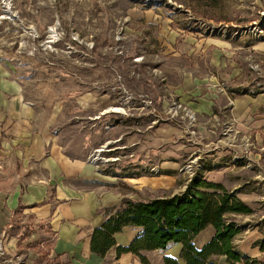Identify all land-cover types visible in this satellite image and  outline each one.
Returning <instances> with one entry per match:
<instances>
[{
  "label": "rangeland",
  "instance_id": "374dc122",
  "mask_svg": "<svg viewBox=\"0 0 264 264\" xmlns=\"http://www.w3.org/2000/svg\"><path fill=\"white\" fill-rule=\"evenodd\" d=\"M0 61L33 106L46 109L63 152L84 155L111 178L98 211L87 202L77 207L78 197L61 207L62 214L73 220L83 213L88 220L79 224L102 222L122 197L178 193L192 178L185 167L194 161L195 176L241 188L233 191L252 214L228 215L240 229L233 245L252 244L264 259L252 242L264 236V180L255 179L248 162L237 179L209 159L226 132L229 101L222 83L240 93L264 90V0H0ZM243 142L250 146V135ZM0 186L10 192L0 194V209L9 210L0 240L4 247L15 237L13 254L19 253L10 260L1 255L0 264H70L49 254L54 232L48 223L36 222L29 206L10 209L16 179L0 173ZM133 230L126 228L119 240L132 238ZM213 234L205 229L197 246ZM180 248L169 244L142 252L146 263L133 254L122 263L165 264L164 257L177 258ZM112 256L104 264H119ZM211 259L228 264L220 255Z\"/></svg>",
  "mask_w": 264,
  "mask_h": 264
},
{
  "label": "crops",
  "instance_id": "0c3cea01",
  "mask_svg": "<svg viewBox=\"0 0 264 264\" xmlns=\"http://www.w3.org/2000/svg\"><path fill=\"white\" fill-rule=\"evenodd\" d=\"M8 75L7 69L0 61V173L1 179L11 177L17 181V186L11 188L15 197L9 204L10 209L12 210L19 203L29 206L36 222L48 223L49 228L54 232L49 254H53L60 263L65 261L70 264H104L107 257L112 254L113 259L115 261L117 259V263L123 264L122 260L131 256V253H124L118 258L114 248L104 258L91 253L90 233L95 225L101 223L98 218L93 221L95 219L92 214L89 220L92 218L93 222L84 221L79 224V219L88 220L83 213L73 220L61 213V207L65 203L78 197L81 202L75 204L77 207H82L87 202L89 208L93 207L98 211L103 204L101 203L105 190L103 184L108 183L110 177L102 175L101 170L98 169L99 165H93V162L84 155L70 157L68 153L63 152L61 145L56 141L57 135L51 127V118L49 115L45 116L46 109L33 106V103L25 97L21 84L10 79ZM257 85L261 86L259 83ZM221 91L229 101V105L227 100L225 101L229 111L225 110L226 113L223 114L225 119L222 123L226 132L221 134L222 146L219 148L212 146L209 149L211 152L209 159L211 162L215 161L210 165L223 166L227 175L233 174L234 178L241 179L242 177H238L243 170L241 164L248 162L246 168L255 172H252L255 174L253 175L255 179L264 180V90L255 92L248 89L246 94L235 92L231 86L222 83ZM214 95L216 94L211 93L209 96L211 116H214L212 109H216L212 100ZM109 108L103 113L108 112ZM244 134L250 135V146L243 142ZM210 142L213 143L211 140ZM235 154L237 158L233 159ZM214 157H219L220 160L217 161ZM93 181L97 183L88 186ZM261 184L263 182L254 183L258 188ZM228 190L239 192L241 188L233 187ZM6 193H10L9 187L0 186V194ZM107 206L105 205L104 208ZM8 211L7 208L6 212L0 209V237L4 233L2 224L8 217ZM105 217L106 213L100 219L104 220ZM258 225L259 223H256V227ZM120 235L122 234L115 235L117 243L128 244L131 236L127 235L125 240H119ZM237 236L238 234L234 238L235 242L238 241ZM261 237L262 235H259L252 242L258 241ZM245 239L240 240V243ZM15 241H17L15 237H12L7 242L8 246L6 244V247H3L4 255L8 260L12 258L9 255L19 256V253L13 254ZM247 246L249 245H238L237 249L251 257H257L252 252L254 245H250L252 249ZM258 253L264 255V252L259 250ZM7 262L9 261H5ZM10 262L14 263L12 260Z\"/></svg>",
  "mask_w": 264,
  "mask_h": 264
},
{
  "label": "trees",
  "instance_id": "16d2710c",
  "mask_svg": "<svg viewBox=\"0 0 264 264\" xmlns=\"http://www.w3.org/2000/svg\"><path fill=\"white\" fill-rule=\"evenodd\" d=\"M105 213L89 241L91 253L100 258L114 248L116 257L131 253L146 263L142 252L177 243L178 257L165 256V264H218L211 259L214 255L223 256L228 264H264V259L234 247L240 229L228 215L251 214L252 208L220 182L194 176L178 193L147 200L122 197ZM129 227L134 229L133 237L126 245L118 244L115 235ZM208 227L214 234L197 246L196 238ZM257 242L259 252H264V236Z\"/></svg>",
  "mask_w": 264,
  "mask_h": 264
},
{
  "label": "built area",
  "instance_id": "2783aa9c",
  "mask_svg": "<svg viewBox=\"0 0 264 264\" xmlns=\"http://www.w3.org/2000/svg\"><path fill=\"white\" fill-rule=\"evenodd\" d=\"M226 131V130H225ZM237 158V154L233 155V159H236ZM193 162L191 164H188L186 167H185V171L189 172L190 176L193 177L195 176V167L193 166ZM1 255H4V249H3V245H2V242L0 240V256ZM7 264H11V262H7Z\"/></svg>",
  "mask_w": 264,
  "mask_h": 264
},
{
  "label": "bare ground",
  "instance_id": "6f19581e",
  "mask_svg": "<svg viewBox=\"0 0 264 264\" xmlns=\"http://www.w3.org/2000/svg\"><path fill=\"white\" fill-rule=\"evenodd\" d=\"M5 8H6V10H10L9 9V6H8V3H6V1H5ZM13 16H14V14H13ZM50 31V34H51V36L50 37H52L53 35H54V30L53 29H50L49 30ZM111 110H114V111H120V109H118V108H112ZM100 151V150H99ZM102 151V150H101Z\"/></svg>",
  "mask_w": 264,
  "mask_h": 264
}]
</instances>
